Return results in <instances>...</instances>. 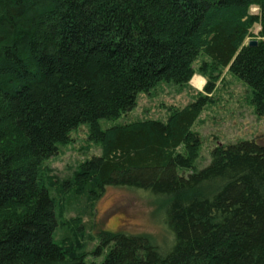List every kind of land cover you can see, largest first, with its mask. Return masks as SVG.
Listing matches in <instances>:
<instances>
[{
    "label": "trees",
    "instance_id": "1",
    "mask_svg": "<svg viewBox=\"0 0 264 264\" xmlns=\"http://www.w3.org/2000/svg\"><path fill=\"white\" fill-rule=\"evenodd\" d=\"M224 69L252 88L264 116V0H0V264H86L79 241L56 238L44 165L82 124L101 155L76 170V198L95 201L108 186L146 191L163 199L173 235L164 250L105 231L107 252L91 264H264V140L219 145L186 176L179 169L198 157L193 126L207 95L171 107L166 121L100 125L196 71L212 93Z\"/></svg>",
    "mask_w": 264,
    "mask_h": 264
},
{
    "label": "rangeland",
    "instance_id": "2",
    "mask_svg": "<svg viewBox=\"0 0 264 264\" xmlns=\"http://www.w3.org/2000/svg\"><path fill=\"white\" fill-rule=\"evenodd\" d=\"M251 12L258 14L259 8L252 6ZM259 30L260 26L256 25L253 33L257 35ZM255 39L252 37L250 41ZM200 61L195 64L196 70ZM221 72L212 93L205 91L207 78L196 71L187 85L177 86L163 81L151 92L140 93L133 110L116 120L101 119L100 125L107 129L151 118L166 121L171 107L182 108L199 95H207L210 102L193 126V131L201 138L198 157L191 168H180L179 173L187 176L202 170L210 164L212 151L219 145L264 140V116L257 115L251 102L252 88L228 69ZM195 78L202 83L196 82ZM89 130L87 124L73 130L70 142L61 145L58 152L44 164L51 177L49 187L58 202L59 228L56 238L69 237L73 243L79 241L81 251L87 253L86 264L100 263L104 259L107 248L101 244V235L105 231L145 235L167 250L173 243V235L164 223L162 198L134 188L113 186H108L95 201L87 194H79L76 198L71 183L76 170L85 161L101 155V145L90 139ZM181 151L185 154L184 147ZM98 249L99 255L96 253Z\"/></svg>",
    "mask_w": 264,
    "mask_h": 264
},
{
    "label": "water",
    "instance_id": "3",
    "mask_svg": "<svg viewBox=\"0 0 264 264\" xmlns=\"http://www.w3.org/2000/svg\"><path fill=\"white\" fill-rule=\"evenodd\" d=\"M250 44H251V45H256V44H257V40H252V41H250Z\"/></svg>",
    "mask_w": 264,
    "mask_h": 264
},
{
    "label": "bare ground",
    "instance_id": "4",
    "mask_svg": "<svg viewBox=\"0 0 264 264\" xmlns=\"http://www.w3.org/2000/svg\"><path fill=\"white\" fill-rule=\"evenodd\" d=\"M194 80H195L196 82L200 81V84L202 83V81L199 80L198 78H195Z\"/></svg>",
    "mask_w": 264,
    "mask_h": 264
}]
</instances>
